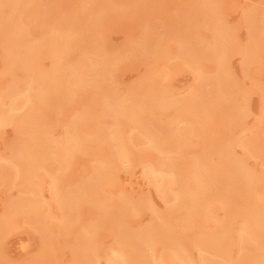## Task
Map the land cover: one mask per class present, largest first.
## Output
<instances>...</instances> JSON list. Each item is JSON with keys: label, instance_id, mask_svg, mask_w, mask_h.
Here are the masks:
<instances>
[{"label": "bare ground", "instance_id": "6f19581e", "mask_svg": "<svg viewBox=\"0 0 264 264\" xmlns=\"http://www.w3.org/2000/svg\"><path fill=\"white\" fill-rule=\"evenodd\" d=\"M80 2L81 10L84 11L83 15H86V17L91 20L90 22L89 20L87 21L88 24L86 23L82 26L81 22L76 17L78 14L76 15L74 13V17L69 16V19L55 25L50 32L42 37L40 42H34V40H32V42L31 37L30 40L26 37L27 32L25 33L24 31L25 26L22 28L20 24L23 22H19L16 17L20 11L23 12V6L21 5H24V3L22 4L20 0H0V42L3 43L6 48L9 47V49L7 48V52H10V54L7 53L9 60H7L8 62L6 61V63L9 64V71H12L13 74L16 73V70H21L17 73L24 72V74H19V76H24L23 78L20 77V79L15 78L18 74L16 76L12 74L14 76L13 79L9 78L11 80H7L8 83L0 88V127L10 122H16L17 125L16 142L12 146L11 151H8L9 155L0 156V184L7 181H14L24 190V195L17 198L14 197L15 199L10 201L7 208H5L6 210L0 213V240H2L6 231L12 228L13 225L15 226V223H17L21 217L37 225L38 229L39 227L42 228L44 232H46L48 228L52 229L51 226L48 227L47 223L49 222L47 219V206H45V202L42 201L43 199L41 200V197H38L40 191L39 181L44 177L41 172L45 170V173L53 176L51 181L53 201L58 205L62 213L57 228L61 234L70 231L71 220L75 219L73 218L74 214L77 215L76 218L80 215V211L83 210L85 202H90L104 209L106 208V210L108 209L106 211V213H108L107 218L112 216L111 219H114L115 222H112V224L114 223L116 234V242L113 243L111 248H108L110 251V264H146L145 262L148 261L149 263L151 262V264H173L175 259L180 260L181 264H244L246 262L248 264L249 261H252L251 259H253V257L264 261V173L254 172L248 165V161L245 157L235 154L233 148L234 137L231 135L232 133H229V130H233L235 127L242 125V120L247 112V100L244 95L245 92L241 94V91H243L241 89L243 87H241V89H236L235 87L237 85L231 84V78L227 71L228 68L226 66H228L227 64L229 63H227L228 59L226 53L229 47L232 46L230 43L234 41L235 37H233L234 35H232L230 29L232 27L227 23L225 24V20L223 21V17L220 14L219 0H197L194 6H192L194 11L191 13L194 17L201 14L204 19L201 20L200 17V21L204 20V23L211 31L210 41H208L209 45L207 46V44H204L205 51H203L204 49L202 48H200V50L202 49L201 51L204 54L206 52L208 58L211 59L210 61L216 63V68L214 73L209 75V77H205V75L200 76L203 82L200 86H203L206 81L212 84L213 91L212 93L209 92L212 95L202 92L201 88L199 92L193 90L185 96L179 95L178 98H175L169 94L165 87H161V83L157 81L156 75H158V78L160 76L158 73L160 72L156 74L151 72L148 77L145 75V77H143L144 79H141L142 81L139 80L140 82H138L136 86L133 85L130 91L122 98H116L115 96L110 97L109 94L104 95L103 102H101L100 113L113 117L109 130L106 128L108 132L104 130L105 126L103 128L102 123H95L98 115L96 116L92 111H87V109H85L72 116L66 125L65 135L55 139L52 137V131H50L46 122L41 119V113L44 111V108L50 106L54 101L56 102L57 98L64 94V92L67 93L66 89L75 93L74 91L84 89L86 84L96 85L95 87L105 89L104 86L102 87V83L104 82L103 84H105L107 82V79L103 81V77H105L104 69L107 71L106 67L109 65L106 62L108 60L112 61L110 57V59L105 57V59H107L105 62V59L102 58L104 57V53H102V57L99 56V54H94V56L90 54L91 57L84 55L82 57L81 54V58L79 59L80 62L74 65L72 63L71 66H69L67 62H64L65 56L74 49L73 47H75V49L79 48L76 44L79 41H77V39L81 37L80 39L82 40L80 31L84 28L88 30L93 22H98L104 18V16L106 17L111 7V3L109 4L105 0H81ZM148 2L151 1L135 0L131 3L139 6L140 9H144ZM26 4L29 5L27 1ZM20 8L21 10L18 11ZM246 12V21L249 23L250 42H248L247 45L243 44V47L240 45L242 47H240V50L243 52L242 54L250 65H252L256 56H258V54L261 55V52L264 51V13H260L256 8H252L251 10L248 9ZM191 14L189 17H192ZM120 15H122L121 12ZM17 16L19 17V15ZM189 19L191 18H188V20ZM193 19L195 18H192V22L189 20L191 23L187 21L189 24L185 27L181 28L177 26L176 29L173 28L172 30L175 31L171 38L177 41L175 49L176 54L181 55L201 73L200 63L202 64V62L200 61L201 58L206 59V55L201 54V57L197 56L200 60L195 55L198 50L196 51L197 44L195 46L194 43L195 33L193 34L192 32L193 28L195 29V27H193ZM204 23L202 22L203 25ZM82 31L81 33H84ZM143 37L145 41L148 36ZM149 40L150 38L148 37L147 41L149 42ZM197 43H199V41ZM166 51L167 48L163 45L154 53L159 57L162 54L164 55ZM41 53H46L53 59L51 69H43V67H40L41 64H39L40 60L38 56ZM168 53L169 52H167V54ZM86 57H88L87 61L85 60ZM86 66H90L91 69L95 71L93 79L92 76L91 79H89L86 69L84 70ZM248 66L249 65H247V67ZM154 69L152 70L154 71ZM156 69H158V67H156ZM159 70L160 69H158V71ZM160 71L162 72V69ZM161 74L163 76L164 72ZM73 87L74 89H72ZM260 87L264 90V85L261 86V81ZM208 95L210 100L211 98L213 100V97H217L214 98L213 104H211L213 105L212 108L225 107L230 116L225 126V135L226 137L228 136L227 141H215L216 146L214 149L220 155V164L215 166L212 170H209L207 166L206 169V162L200 154L192 161L186 160L187 162L184 165L171 161L169 157L170 160L163 157L149 161L150 163L148 162V164L144 165L146 168V175L152 182L156 183L163 196L169 199L171 198L170 200L174 201V205H171L168 211L160 213L159 217L153 219L151 223L138 230H130V227L124 223L126 217L138 211L143 205L146 206L147 204L150 206L147 198H140L137 201H133L126 195H119L115 198L110 197L104 192L106 191L105 186L115 183L116 171L122 168L123 164L131 165L134 162V154L136 153L134 145L146 142L151 149L163 153L167 151L164 146L166 143L171 144L175 141L184 142L190 136L200 135L199 123L197 122L198 124L193 125V120L187 116L188 114H194L200 118V104L207 102L204 100V97L207 98ZM68 99L72 100L69 97ZM209 107L207 106L206 109V106H204L205 110L202 114L205 119L214 117L213 110L215 109L212 110V108ZM22 108H25L26 111L21 114V116H17L15 112ZM169 109L171 110L170 120L167 122L166 126L162 128L159 126L161 128L159 132H164V134L167 133L168 138H171L165 140L161 138L162 135L157 129L146 124L145 118L147 114H151L154 110L162 113ZM179 117L181 118L180 121L177 120ZM180 122H186L188 126H190L188 123L190 122L193 126L191 129L187 128L188 126L180 129L178 126H175L176 123ZM129 123L133 125V130H136V133H133V131L131 132L132 134L126 133L127 131L124 128ZM251 133H253V135L247 133L244 137L242 136L241 140L250 150L258 148V151H260L257 146V143L260 142L259 140L257 142V135L260 133L257 134V132V135L254 134L255 132ZM186 143L185 141L184 145ZM181 145L183 146V144ZM177 149H179V147H177ZM78 150L89 153L97 150L100 151L98 153L99 162L93 168L92 175L78 180L74 186L69 183L71 186L67 184V187H65L61 182L63 173L60 172L55 165H60L62 167L64 164L71 163L75 157L74 154H76ZM255 152H257V150ZM51 166H55L54 168L58 171L55 172L52 170ZM209 177V180L213 178L223 185L222 191L214 188L211 193L209 189L212 188L210 186L212 180L209 182L207 179ZM258 183H262V185L259 184L260 188L257 189L259 186ZM174 184H179V188L173 189ZM205 191L210 195L214 194L213 197H215V199L210 197L206 201V197L210 195L206 196L205 194L208 193ZM201 192H203V194ZM235 192L244 194V202L246 201L245 208L243 206L244 210H240V213L243 215V224H241L238 231L235 232V235H238V243L240 244L238 259L235 261L233 258L230 259L231 256H227L226 241H230L234 237V234L232 235L234 230L231 231L232 225L230 226L226 220L218 219L213 234L209 235L207 232L202 234L200 230L198 232L203 235L200 239V234L196 233L194 240H196L197 236H199V239L194 245H196L199 251L204 250L206 251L205 253H211L213 256L219 258L214 259L212 256L208 257L205 254L196 260L192 257L193 253H189L190 248L188 249V246L190 245L191 247L192 244L187 246L185 242H179L183 239L181 237L182 235L180 234V236L176 231H173L171 219L174 212L183 210L184 215L182 216L183 218L181 217L184 224L183 228L185 227L184 229L189 231L192 229L191 225H193L194 228L197 226L201 227L199 224L200 221L204 222L203 218L206 216L208 218V216H210V210L214 209V205L220 200L226 207L227 213H229V216L226 218L230 219L233 217H231V214L235 215L238 213L231 199V195H234ZM34 195H37L38 198H35ZM203 204H205L204 209L202 208ZM206 204L209 205L207 206ZM212 206L213 208H211ZM184 209H186V212ZM200 209L203 212H201ZM103 214H105V211ZM107 218L104 217L101 221L105 223ZM229 219H227V221L231 224V220ZM101 221H99L98 224L95 221L96 224H94V222L87 224L88 227L84 226V228H86L82 230L83 233L77 232L78 236L75 237V239L76 241L78 240L77 245L79 248L75 249L76 256L75 259H73L74 262H71L72 264H99V260L95 258L98 256L96 254V249L94 250L93 246H91L90 240L96 241L97 233L95 232L97 228H100L97 227V225H100L99 223H101ZM196 223L198 224L196 225ZM94 234L96 236H94ZM63 235L66 236L65 234ZM207 235L209 237L211 236V238H206ZM44 237L46 236L44 235ZM50 237L48 235L47 238L50 239ZM158 239L162 242L164 240H171L172 242L170 241L171 243L168 242V244H166L167 249L165 253L162 252L164 254H160V257L157 255L155 258L152 252L151 256L154 258L149 259L151 253L143 251V248L145 249L147 246L156 245L157 243L153 244V240ZM202 239L207 240V242H200ZM209 240L218 241L212 245L209 243ZM247 240H252V242H248ZM204 243L205 245L207 244V247L203 246ZM209 244L211 246H209ZM192 250L193 247H191L190 251ZM150 251H152V249ZM105 252H107V250ZM146 252H148V254ZM146 255L148 256L146 257ZM53 259L50 260L48 250H45L41 255H38V257L34 259L32 258V260H29L25 264H52L53 262L51 261H53ZM260 263H262V261Z\"/></svg>", "mask_w": 264, "mask_h": 264}, {"label": "rangeland", "instance_id": "374dc122", "mask_svg": "<svg viewBox=\"0 0 264 264\" xmlns=\"http://www.w3.org/2000/svg\"><path fill=\"white\" fill-rule=\"evenodd\" d=\"M26 1L29 3V5L26 4ZM80 1L81 0H20V2L22 4L24 3L25 6L21 5L23 6V12L20 11L21 8L18 9L20 13L17 11L19 13L17 15H19L20 18L17 15L16 17L19 22H23L20 24L22 28L25 26L24 31L25 33L27 32L26 37L29 38V40L32 38L31 41L34 40V42H40L42 40V37H44L46 33L50 32L55 25L65 21L66 19H69V16L74 17V13L76 15L78 14L76 17L79 19L82 26H84L88 20L89 22L91 21L89 18L86 17V15H83L84 11L81 10ZM105 1H107V3L109 4L111 3V12L109 10L106 14V17L104 16V18H102L98 22H93V24L90 25L91 27L88 30L82 27L84 28L82 29L83 31L81 29L80 30L84 33H81V31L79 30L81 34L80 36H82V40L80 39L81 37L77 39V36L76 38L77 41L79 40L76 44L79 48L75 49V47H73V52L72 50L71 52H68L64 59V62H67L69 66H71L72 63L74 65L80 62L79 59L81 58V54L82 57L84 55L91 57V55L94 56V54H99V56L102 57V53H104V57L102 58H111L112 61L108 60L107 62V59H105V62L109 65H106L107 71L104 69L105 77H103V81H106L107 79V82L105 84H103L104 82H101L102 87L104 86L105 89L101 87H95L96 85L90 84H86V86L82 90L74 91L75 93L71 91L72 94L66 89L67 93L69 94L64 92V94L57 98L56 102L54 101L55 103L53 102L54 104L52 103L50 106L44 108V111L41 113V119L46 122L50 131H52V137L55 139L63 137L65 135L64 133L66 125L70 118L85 109H87V111H92L93 113H95L96 116L98 115V117L96 118L97 121H95L96 124L98 122L99 124L102 123L103 126L102 124L101 126L103 128L105 126L104 130H106V128H108L109 130L113 117L107 114L100 113L102 104L101 102H103L102 100L104 99V95L109 94L110 97L115 96L116 98H122L130 91L133 85L136 86V84L140 82L139 80H143V77H145V75L146 77H148L149 73L151 72L155 74L157 72H160L158 73L160 75L158 78V75H156L157 81L161 83V87H165L169 94L175 98H178L179 95L185 96L187 95V93L193 90L199 92V89L201 88V91L206 92L207 94H211L213 91L212 84L208 83L207 81L204 82L205 84H203V86H200V84L203 83L200 76L205 75V77H209V75H212L215 71L216 63L214 61H210L211 59L208 58L206 52L204 54L201 51L202 49H204L203 51H205L206 44L207 46L209 45L208 41H210L209 39L211 31L209 27L204 23V20L200 21V17L201 20L204 19L201 14L196 17L192 16L191 14L194 11V8L192 6H194L197 0H150L151 2H148L146 8L144 9H140L139 6H136L131 3L135 0ZM219 2L220 14L223 17V21L225 20V24L227 23L232 27L229 28L232 31V35H234L233 37H235V39L233 38V42L230 41L232 42L230 43L232 46L229 47V50L226 53L228 59L227 63H229L227 64L228 66H226L228 68L227 71L231 78V84L237 85L236 87L234 86L236 89H241V87H243L241 89L243 90L241 91V94L242 92H245L244 95L247 100V112L242 120V125L235 127L233 130H229V133H232L231 135L234 137L233 148L235 154L241 157H245L248 161V165L251 167L252 170H254V172L256 171L257 173H264V90L262 87H260V81L261 86L264 85V51L261 52V55L258 54V56H256L257 59L255 58L254 63L250 65V63L242 54L243 52L240 50V45H242L243 47V44L247 45V43L250 42V31L248 25L249 23L246 21V11L248 9L251 10L252 8H256L259 10L260 13H264V0H219ZM120 12L122 15H120ZM190 14L192 17H189ZM188 18H191L189 19L191 22L192 18H195L193 19V27H195V29L193 28L192 30L193 34L195 33L194 43L195 46L197 44L196 51L198 50L197 54L195 55L196 57H201V54L206 55V59L201 58L200 61L203 64L202 65L200 63L201 73L199 70H197L195 66L189 64L181 55L176 54L175 49L177 46V41L171 38V36H173V32L175 31L172 30L173 28L176 29L177 26L182 28L185 27L187 24L191 23L189 22ZM187 21L189 23H187ZM202 22L204 23V25L202 24ZM143 36H148L150 38L149 42L147 41L148 37L146 38L145 42ZM162 37H164L165 39ZM198 41L199 43H197ZM163 45L167 48V51L164 53V55H160L159 58L158 55L154 52H157V49L162 47ZM7 48L9 49V47ZM7 48L3 43L0 42V88H2V86L8 83L7 80H11L9 78L13 79V77L17 74L18 76L15 77L16 79L24 77L19 76V74H24V72L17 73L21 70H16L15 74H13L12 71H9V64L6 63V61L9 60L8 54H10V52H7ZM200 48L202 49L200 50ZM167 52L169 53L167 54ZM38 58L40 60L39 64H41L40 67H43V69H51L53 64V59L51 58V56L49 57L48 54L41 53ZM87 58L88 57H86L85 59L86 61ZM247 65L249 66L247 67ZM156 67H158V69L160 70L162 69V72H164L163 76L161 74L162 72L160 70L158 71ZM85 69L89 76V79H91V76L93 79L95 71L92 70L90 66H86L84 70ZM152 69H154V71ZM72 89H74V87ZM68 97L72 100H69ZM59 98L62 100H60ZM214 98L217 97H213V100ZM204 100L207 102H204V104H200V118L195 116L194 114V116L192 114H188L187 116L191 120H193V125L199 123L198 126H200V135L190 136L188 139L185 140L187 142L185 145V141L174 142L173 140L174 143H166L164 146L165 150L167 151H164L163 153L158 150L151 149L149 147V144L146 142L134 145V149L136 151V153L134 154V162L131 165L123 164L122 168H119L116 171L115 183L113 185L108 184L107 186H105L106 191L104 192L110 197L115 198L119 195H126L130 197L133 201H137L140 198H147V201L149 202L151 207L147 204L146 206L143 205L138 211H135L132 215L126 217L124 223H126V225L130 227V230H138L143 226L151 223L153 219H157V217H159L160 213L168 211L170 206L174 205V201H171V198L169 199L163 196V194L159 191L156 183L152 182L146 175V168L144 167V165L148 164L149 161L156 160L157 158L169 157L171 161H174L180 165H184L187 162L186 160L192 161L198 154H200V156L204 158L206 162L205 167L207 166L209 170L214 169L215 166H218L220 164V155L214 149V147L216 146L215 141H227L228 136L226 137L225 135V126L227 125L226 122L228 123L230 116L228 110L225 107L212 108L213 105L211 104H213V100L212 98L210 100L209 95L207 98L204 97ZM202 105L206 106V109L207 106H210L212 110L215 109L213 110L214 117H210L211 119H209V117L205 119L202 114L205 108ZM25 111L26 109L22 108L15 113L17 116H21V114H23ZM170 117V109L162 113L157 110H154L151 114H147L145 122L148 126L150 125V127L157 129L159 132L162 127L167 125V122L170 120ZM177 120L180 121L181 118L179 117V119ZM188 123L190 126H188L186 122L176 123L175 126H178V128L180 129L188 126L187 128L191 129L193 125L190 122ZM159 126H161V128ZM124 129L127 131H125L126 133L132 134V131L133 133H136V130H133V125L131 123L127 124ZM108 130L106 131L108 132ZM251 132H255L254 134H256L257 132V134L260 133L259 135L256 134L258 137L257 142L258 140L260 141L257 143V146L259 147L260 151H258V148H254L255 150H250L241 140L242 136L244 137L247 133L253 135V133ZM159 133L162 135L161 138L165 140L171 139L170 137L168 138L167 133ZM16 137V122H10L0 127V156H6V154L9 155L12 146L16 142ZM181 144H183L184 147ZM177 147H179V149H177ZM256 150L257 152H255ZM99 152L100 151L97 150L89 153L78 150V152L74 154L75 157L74 159L72 158L73 161L71 163L64 164L62 167L60 165H55L57 166L58 170L63 173V178L61 179L62 185H64L65 187H67V184L68 186H74L76 185L75 183H77L78 180L82 178H87L89 177V175H92L93 168L99 162ZM55 166L51 167L52 170L56 172L58 170L54 168ZM41 173H43L42 175L44 177H42V179L40 178L41 180L39 181V189L41 192L39 191L38 197H41L40 199H43L42 201H44L45 206H47V219L49 221L47 223L48 227L51 226L52 229L48 228L46 234V232H44L42 228L39 227L38 229L37 225L33 224L31 221L26 220V218H19L17 223H15V226L13 225V227L10 228L11 230L9 229L8 231H6V234L4 235V237L2 236L3 238L2 240H0V264H25L29 260H32V258L34 259L35 257H38V255H41V253L45 250H48L50 260L53 258L56 260L55 261L53 259V261H51L53 262L52 264H72L71 262L73 261V259H75L76 256L75 249L79 248V246L77 245L78 240L76 241L75 239V237L78 236V233H83L82 230H85V228L88 227L87 224L93 223L94 221L98 224V222L103 220L104 217L107 218L108 213H106V211L108 209L106 210V208L104 209L90 202H85L83 205V210L81 209V213L79 212L80 215L76 218L77 215L74 214L73 218L75 219L71 220L72 222L71 227L69 229L70 231H68V233H63L66 236L61 234L57 228L59 226L62 213L59 210L58 205L55 204V202L53 201V189L51 187V181L53 179V176L48 173H45V170H43ZM207 179L209 180L210 177ZM211 180L212 182L210 186L212 188L209 189L211 190V193L213 192L212 189L214 188L218 189L219 191H222L223 185L213 178ZM211 180H209V182ZM259 184L262 185V183H258V185ZM178 185L174 184L173 189H178ZM260 185L257 187V189L260 188ZM19 186L20 185L16 184L14 181H7L5 183L0 184V213L6 210L5 208H7L12 199L24 195L23 188ZM201 193L203 194V192ZM205 195L209 196L210 194L208 193ZM211 195L209 197L205 196L206 201L210 197L214 196V194L212 196ZM34 197L38 198L37 195H34ZM244 197V194H239L238 192H235L234 195H231L232 202L236 207L235 210L236 212L238 211V213L235 212V215L231 214V217L233 216L232 218H226L229 216V213H227L228 211L226 210V207L219 200L216 202V205H214V209L210 210V216H208V218L207 216L203 218L205 223L200 221L199 224L201 227L197 226L195 228L193 227V225H191L192 229H190L189 231L184 229L185 227L183 228L184 224L181 219V217L184 215L183 210L174 212V215L171 219L173 226L172 228L174 229L173 231H176L179 235H182L180 236L183 239L179 242L183 241L187 246L189 244L193 245H191V247H193L192 251H190V245L188 246V249L190 248L189 253H193V258L197 260L205 254L208 257L212 256V258L214 259L219 258L213 256L211 253H205L206 251L204 250L199 251L196 245H194V243L198 241L199 236L200 239L202 238L201 236L203 235H201L200 233L204 234V232H207L209 235L213 234L216 229V221L218 219H223L226 220V222L230 226L232 225L231 231L234 230L232 232V235L234 234V237L230 241H226V244L228 245H226L228 253L227 256H231L230 259L233 258L235 261L238 259V256L240 254V244L238 243V235H235V232L238 231L239 226L243 224V215L242 213H240V210H244L246 205V201L244 202ZM213 198L215 199V197ZM204 205L205 204L202 205L203 209L205 208ZM211 208H213V206ZM104 211L105 214H103ZM184 211L186 212V209H184ZM201 212L203 211L201 210ZM111 218L112 216L108 217L107 220L105 219V223L101 221V223H99L100 225H97V227L100 228H97L95 232L97 233V236L94 234V236H96V241L90 240L91 246H93L94 250L96 249V254L98 256H96L95 258L96 260H99V264L109 263L110 251L108 250V248H111L113 246V243L116 242V234L114 229L115 227L113 225L114 223L112 224V222L115 221ZM227 219L231 220V224L229 221H227ZM95 222L94 224H96ZM197 224L198 223H196V225ZM84 226L86 227L84 228ZM198 231H200V233ZM196 233L200 235L196 237V240H194ZM44 235L46 237H44ZM48 235L49 237L51 236L50 239L47 238ZM206 238L210 239L211 236L209 237L207 235ZM203 239L200 240V242L204 241L206 243L207 240ZM158 241L160 240H153V244H157L150 246L151 248L148 246L145 249L143 248V251H148L149 253H151L149 255V259L154 258L151 256L152 252L153 255H155V258L157 255H159L158 257H160V254H164L165 250L167 249L166 244H168V242H172L171 240H164L163 242ZM209 241V243L213 245L218 240ZM247 241L252 242V240ZM205 243L203 246L207 247V244L205 245ZM209 246L211 245L209 244ZM97 248L99 249V252ZM151 249L152 251H150ZM106 250L107 252L109 251L107 255V252H105ZM148 252L146 253L148 254ZM147 256L148 255H146V257ZM251 260L254 261H249L248 264H264L263 260L255 259L254 257ZM261 261L262 263H260ZM145 263L147 264L149 263V261ZM149 264H151V262ZM173 264H181V262L180 260L175 259ZM244 264H247V262Z\"/></svg>", "mask_w": 264, "mask_h": 264}]
</instances>
